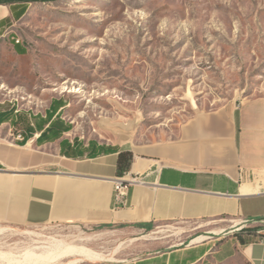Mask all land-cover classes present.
I'll use <instances>...</instances> for the list:
<instances>
[{"label":"rangeland","instance_id":"obj_1","mask_svg":"<svg viewBox=\"0 0 264 264\" xmlns=\"http://www.w3.org/2000/svg\"><path fill=\"white\" fill-rule=\"evenodd\" d=\"M250 97H264V0L35 2L0 34V110L43 114L61 99L84 141L141 146ZM123 227L0 225V264H103L181 239L132 240ZM217 264L249 262L235 251Z\"/></svg>","mask_w":264,"mask_h":264},{"label":"crops","instance_id":"obj_2","mask_svg":"<svg viewBox=\"0 0 264 264\" xmlns=\"http://www.w3.org/2000/svg\"><path fill=\"white\" fill-rule=\"evenodd\" d=\"M30 4L0 5V19L10 26L18 20L12 13ZM47 109L13 112L0 124V225H125L120 231L132 240L160 232L154 240L181 237L103 264H217L235 251L249 264H264V97L194 114L172 135L141 146L70 136L61 108L46 121ZM120 149L132 153L121 177L139 181L128 190V204L114 206ZM243 228L258 236L242 245L235 234L244 237Z\"/></svg>","mask_w":264,"mask_h":264},{"label":"trees","instance_id":"obj_3","mask_svg":"<svg viewBox=\"0 0 264 264\" xmlns=\"http://www.w3.org/2000/svg\"><path fill=\"white\" fill-rule=\"evenodd\" d=\"M46 1H53V0H0V5H8L11 8V5H13V4H26V3L46 2ZM25 11H26V9L24 7V8H22V10L17 15H14L12 13V16L15 20H17L24 14ZM7 21H8L7 18L0 19V34H2L4 29L9 26ZM13 47L17 53H23L24 52L23 49L19 45H17V43H14ZM63 106H64V103L61 99L51 100L50 104L48 106V109L45 111V120L48 121L53 116V114H55L57 112V110L62 108ZM13 112L15 114L18 113L13 108L4 109L3 111H1L0 112V124L10 120ZM52 124H53V121H51L49 123L48 127L45 130L50 128ZM26 129L30 130L31 128H29L27 126ZM69 129H70V125H67L64 128V131H68ZM45 130L41 131L39 138L43 135ZM60 143H62V141ZM131 160H132L131 151L129 149H120L117 152L115 174L119 177L123 176V174L128 171ZM246 234L248 237H245V238L242 237L240 234H235L236 239L242 245L245 244L251 237L253 238V237L258 236L254 233L253 230H248Z\"/></svg>","mask_w":264,"mask_h":264},{"label":"built area","instance_id":"obj_4","mask_svg":"<svg viewBox=\"0 0 264 264\" xmlns=\"http://www.w3.org/2000/svg\"><path fill=\"white\" fill-rule=\"evenodd\" d=\"M18 43V41H15ZM137 177H119L113 181L112 203L114 206H125L128 204V190L136 182Z\"/></svg>","mask_w":264,"mask_h":264},{"label":"bare ground","instance_id":"obj_5","mask_svg":"<svg viewBox=\"0 0 264 264\" xmlns=\"http://www.w3.org/2000/svg\"><path fill=\"white\" fill-rule=\"evenodd\" d=\"M1 13H3L2 11V7H0V15ZM199 240V238L197 239ZM63 248V247H62ZM66 249V248H65ZM68 249V248H67ZM72 251V250H70ZM73 254L80 256V257H84V258H88L91 260H98V259H103L101 254H92V253H88V252H83V251H75L73 252ZM48 255V254H47ZM42 255H39L37 258L35 259H28V260H33L31 264H35V263H39L41 261V257ZM27 260V259H26Z\"/></svg>","mask_w":264,"mask_h":264},{"label":"water","instance_id":"obj_6","mask_svg":"<svg viewBox=\"0 0 264 264\" xmlns=\"http://www.w3.org/2000/svg\"><path fill=\"white\" fill-rule=\"evenodd\" d=\"M29 173H31V172H25V174H29Z\"/></svg>","mask_w":264,"mask_h":264}]
</instances>
